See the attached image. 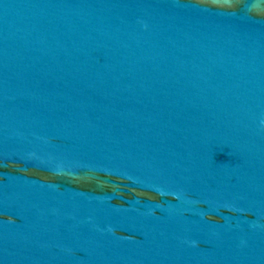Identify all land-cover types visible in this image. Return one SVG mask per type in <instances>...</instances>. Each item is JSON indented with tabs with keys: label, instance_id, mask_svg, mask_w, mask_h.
I'll use <instances>...</instances> for the list:
<instances>
[{
	"label": "water",
	"instance_id": "95a60500",
	"mask_svg": "<svg viewBox=\"0 0 264 264\" xmlns=\"http://www.w3.org/2000/svg\"><path fill=\"white\" fill-rule=\"evenodd\" d=\"M0 264H264V0H0Z\"/></svg>",
	"mask_w": 264,
	"mask_h": 264
}]
</instances>
